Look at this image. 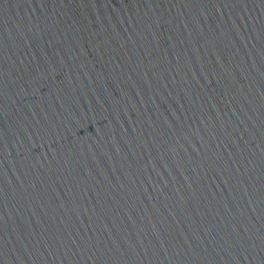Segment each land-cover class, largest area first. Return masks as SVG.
Wrapping results in <instances>:
<instances>
[{
  "label": "water",
  "instance_id": "water-1",
  "mask_svg": "<svg viewBox=\"0 0 264 264\" xmlns=\"http://www.w3.org/2000/svg\"><path fill=\"white\" fill-rule=\"evenodd\" d=\"M0 264H264V0H0Z\"/></svg>",
  "mask_w": 264,
  "mask_h": 264
}]
</instances>
